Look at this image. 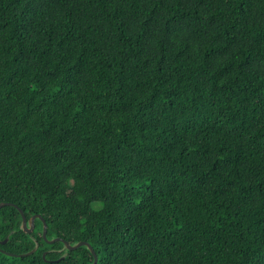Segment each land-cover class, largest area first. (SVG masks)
Here are the masks:
<instances>
[{"label":"trees","instance_id":"16d2710c","mask_svg":"<svg viewBox=\"0 0 264 264\" xmlns=\"http://www.w3.org/2000/svg\"><path fill=\"white\" fill-rule=\"evenodd\" d=\"M0 204V264H92L42 221L96 264H264V0H0Z\"/></svg>","mask_w":264,"mask_h":264},{"label":"water","instance_id":"95a60500","mask_svg":"<svg viewBox=\"0 0 264 264\" xmlns=\"http://www.w3.org/2000/svg\"><path fill=\"white\" fill-rule=\"evenodd\" d=\"M6 205H9V204H0V207H2V206H6ZM18 212H19V214H20V216H21V227H22V230H23L24 232H26V233L31 232V231L33 230L34 220H35L36 218H40V217H39V216H32V217L29 218L28 221H27V220L25 219V217H24L22 211L18 209ZM42 224H43V227H42V238L46 241V243H48V244H52V243H54V242L59 241V242H61V243L65 246V248H66L67 250H69V251L75 250V249H77L78 247H81V246H86V247L89 249V251H90V253H91L92 257H93V262H92V264H96L97 257H96V255H95V253L93 252L92 248L89 246V244L84 243V242H80V243H77V244L74 245V246H70L67 242H65V241H63V240H60V239H54V240H50V241H48V240H46V224H45L44 221H42ZM3 243H4V242H3ZM2 252H3V251H2ZM30 253H32V252H30ZM30 253H28V254H30ZM7 255L13 256V255H11V254H7ZM26 255H27V254L22 255V256H26Z\"/></svg>","mask_w":264,"mask_h":264}]
</instances>
